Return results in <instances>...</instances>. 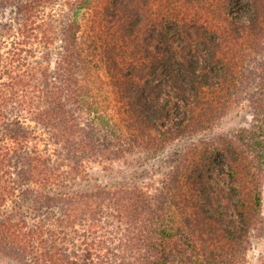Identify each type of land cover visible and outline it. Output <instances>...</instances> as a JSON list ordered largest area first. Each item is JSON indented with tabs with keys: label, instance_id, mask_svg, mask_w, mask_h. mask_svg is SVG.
<instances>
[{
	"label": "trees",
	"instance_id": "trees-1",
	"mask_svg": "<svg viewBox=\"0 0 264 264\" xmlns=\"http://www.w3.org/2000/svg\"><path fill=\"white\" fill-rule=\"evenodd\" d=\"M263 179L264 0H0V264H264Z\"/></svg>",
	"mask_w": 264,
	"mask_h": 264
},
{
	"label": "rangeland",
	"instance_id": "rangeland-1",
	"mask_svg": "<svg viewBox=\"0 0 264 264\" xmlns=\"http://www.w3.org/2000/svg\"><path fill=\"white\" fill-rule=\"evenodd\" d=\"M78 17H79L80 22H82L83 23V26H84V24L87 23V19H88V16H87L86 12L85 11L79 12ZM109 89H110V87H109ZM111 90H112V87H111ZM234 120H235L234 114L233 113H230L228 115V117L226 119H224L223 125L221 127L222 128L226 127V125H224V124H226V122L227 123H230V121L233 122ZM189 140H190L189 138H179L177 140H174L171 144H169L167 146V148L164 151V153H169L172 150H175L177 148L183 147L184 145H186L189 142ZM261 197H262V209H261V213H262V216L264 218V179H263V181L261 183ZM259 248H260L259 243L258 244H255V246L251 250V253L255 255L256 252L259 250Z\"/></svg>",
	"mask_w": 264,
	"mask_h": 264
}]
</instances>
